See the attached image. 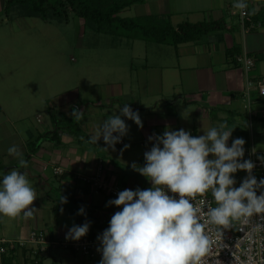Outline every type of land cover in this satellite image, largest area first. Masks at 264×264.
<instances>
[{
	"label": "crops",
	"instance_id": "1",
	"mask_svg": "<svg viewBox=\"0 0 264 264\" xmlns=\"http://www.w3.org/2000/svg\"><path fill=\"white\" fill-rule=\"evenodd\" d=\"M5 2L0 0L1 14ZM236 2L147 0L141 5L132 6L137 7L135 15L123 17L122 14L130 13L132 7L127 8L121 17L166 16L171 18L174 27L183 23L223 20L228 28L205 36L200 41L179 45L176 49L166 48L165 45L152 50L147 47L144 58L142 54L138 55V60L142 61L141 67L123 62L122 71H119L118 63L111 64L115 67L109 68L110 71L123 72L115 78L114 83L93 85L98 91L93 97L88 96L83 100L84 104H88L86 107L81 99L66 98L65 95L60 102H56L57 107L53 109L51 117L40 122V128L35 124L33 129H27V139L23 137V129L19 128L22 120L19 121L16 114L12 116L9 110L0 106V128L4 124L10 125L19 142L16 147L20 149L23 158L27 155L30 157L27 169L19 168L16 163L14 166L17 167L14 168L29 173V182L37 197L33 203L36 211L29 218L23 214L14 219L0 215V240L26 239L33 231H47L52 240L72 242L75 240L66 239L69 228L74 224L90 222L87 235L79 240L98 241V235L109 226L111 216L120 209L107 205L112 199L107 193L83 187L74 180V176L94 175L99 161L104 160L105 176L111 186L132 190L150 188L149 181L134 171L131 165H144V152L152 147L148 137L153 133L161 135L166 128H183L193 136H198L212 127L227 123L229 127L235 128L229 146L233 139L243 138L244 159L251 147L264 156V97L256 86L259 81L264 83V22H259L262 24L260 29L243 31L238 9L233 7ZM247 3L252 15L264 14V0H247ZM116 43H113L116 51H122L123 48H131V52L136 50L130 40ZM235 47L238 48L237 54L228 59L227 53ZM245 54L256 61V67L249 77L236 62L237 57ZM251 83L252 86L249 85ZM125 104H129L133 111H138L143 128L122 117L129 126L122 145L116 144L113 150L105 144L103 138L97 143L90 142V137L103 122L110 115L119 114ZM77 108V111L82 112L79 120L82 137L71 135L63 129L59 131L58 144L48 139L37 153L30 151L27 143L37 142L42 135L57 131L52 119L54 113L70 117L71 112ZM7 143L0 139V156H10L8 149H4ZM125 145L129 147L125 148ZM55 167L64 169L66 174L55 177ZM246 175V172L238 171L235 174L236 185L239 186ZM54 191L57 192L56 200L58 196H69L67 202L62 203L58 218L54 216ZM81 207L84 208L82 215L78 214ZM100 260L101 257L91 260L70 251L52 248L43 258L42 264H99ZM0 264L28 263L23 254L19 253L12 258L0 257Z\"/></svg>",
	"mask_w": 264,
	"mask_h": 264
},
{
	"label": "clouds",
	"instance_id": "2",
	"mask_svg": "<svg viewBox=\"0 0 264 264\" xmlns=\"http://www.w3.org/2000/svg\"><path fill=\"white\" fill-rule=\"evenodd\" d=\"M233 7L244 10L247 4L237 0ZM118 113L103 122L90 142L103 138L115 150L129 131L122 117L143 128L138 111L129 104ZM72 115L80 119L82 112ZM234 129L221 123L198 136L183 128H166L161 135L149 136L152 147L144 152V165L133 163L131 167L151 187L124 189L107 202L121 210L111 216L109 226L97 237L99 264H202L210 244L206 223L227 228L234 221L247 222L254 215H264V178L258 180L253 175L255 163L244 159L243 138L233 139L229 146ZM8 154L19 159V168L27 169L19 148L11 146ZM258 159L264 164V157ZM238 171L247 175L237 187ZM209 192L216 206L202 211L194 202ZM36 198L27 171L13 168L3 175L0 215L14 219L23 214L29 218L36 211ZM61 202L66 203V198ZM78 214H84L83 207ZM89 227L90 222L74 224L66 239L79 240L87 235Z\"/></svg>",
	"mask_w": 264,
	"mask_h": 264
},
{
	"label": "rangeland",
	"instance_id": "3",
	"mask_svg": "<svg viewBox=\"0 0 264 264\" xmlns=\"http://www.w3.org/2000/svg\"><path fill=\"white\" fill-rule=\"evenodd\" d=\"M5 1L3 13H0V106L9 110L12 116L16 114L19 121L22 120L19 128L23 129L25 138H28L27 129H33L35 124L40 128V122L51 117L53 109L56 110V102H60L65 95L66 98L81 99L86 107L88 104H84L83 100L88 96L93 97L98 91L93 85L114 83L115 78L123 72L110 71L109 68L115 67L111 64L118 63L119 71H122L123 62L141 67L139 54L144 58L147 47L152 50L163 46L130 40L136 50L131 52V48H123L122 51H116L113 43L129 40H115L86 29L84 23L71 13L69 21L44 22L39 18H24L23 10L17 8L10 12ZM53 2L55 0H50V3ZM136 8L132 7L130 13L124 12L122 16L135 15ZM165 46L176 49L174 46ZM130 67H127L128 71ZM80 119L68 123L59 118L58 122L63 127L70 124L73 130L82 133ZM1 127L0 139L9 142L4 149L18 146L19 142L10 125ZM23 159L27 163L25 156ZM15 163L19 166L16 157L0 156V165H6L0 168L17 167ZM4 174L6 172L0 170V179ZM56 194L55 191L52 193L53 199Z\"/></svg>",
	"mask_w": 264,
	"mask_h": 264
},
{
	"label": "built area",
	"instance_id": "4",
	"mask_svg": "<svg viewBox=\"0 0 264 264\" xmlns=\"http://www.w3.org/2000/svg\"><path fill=\"white\" fill-rule=\"evenodd\" d=\"M245 2L247 8L238 10L242 30L252 32L260 29L262 24L252 22V14L249 11L247 0ZM236 62L242 67L247 77L256 67L255 59L247 54L237 57ZM249 85L252 86V83ZM256 86L264 97V83L259 81ZM118 144L122 145L123 142L121 141ZM258 157L264 156L252 147L247 150L246 159H251L255 163L256 167L253 170V175L259 180L264 178V164L261 163ZM104 164V160H100L98 170L94 175L74 176V180L83 187L91 188L96 192L107 193L112 199H115L118 192L124 189L109 184L105 176ZM65 174V170L62 168L55 167L53 169L54 176L62 177ZM235 186L238 187V185ZM257 194L259 195V192ZM194 203L202 211H206L210 206H216L210 194L205 197L198 196ZM202 222H205L204 217H202ZM205 233L209 236L210 244L207 254L202 258V264H264V215H254L247 222L234 221L227 228L206 223ZM99 247L100 242L96 240L84 239L59 242L52 240L47 231H33L26 239H1L0 257L12 258L20 253L26 258L28 264H42L43 258L47 256L50 249L60 248L95 260L101 257V253L97 251ZM24 253H26V256Z\"/></svg>",
	"mask_w": 264,
	"mask_h": 264
},
{
	"label": "trees",
	"instance_id": "5",
	"mask_svg": "<svg viewBox=\"0 0 264 264\" xmlns=\"http://www.w3.org/2000/svg\"><path fill=\"white\" fill-rule=\"evenodd\" d=\"M54 1V0H53ZM147 0H7V8L10 12L17 8L23 10L24 18H39L44 22L69 21V16L73 14L80 19L86 29H90L97 34H105L113 38L128 39L133 41H144L158 45H168L178 47L182 44L194 43L203 37L224 31L228 28L225 21H210L197 24L183 23L174 27L170 17L166 16H145L135 18H123L121 14L127 9L137 4L145 3ZM7 10V9H6ZM71 13V14H70ZM10 15V13L8 14ZM252 22H264V14H253ZM238 48H234L227 53L228 59L237 54ZM74 111L71 112L73 114ZM73 122L76 116L66 117L63 114L54 113L52 119L56 125V132L42 135L37 143L28 145L30 151L37 153L44 141L50 139L59 143V131L65 130L71 135L82 137L80 132L73 130L70 124L60 126L58 119ZM78 130V129H77ZM41 142L40 145H37ZM26 160L30 157L27 155ZM13 169V168H11ZM10 169V170H11ZM57 177V176H55ZM0 179V182H2ZM211 195V194H210ZM62 198L69 199V196L57 198L54 207V216L58 218L63 204ZM26 256V253H24Z\"/></svg>",
	"mask_w": 264,
	"mask_h": 264
},
{
	"label": "water",
	"instance_id": "6",
	"mask_svg": "<svg viewBox=\"0 0 264 264\" xmlns=\"http://www.w3.org/2000/svg\"><path fill=\"white\" fill-rule=\"evenodd\" d=\"M0 170H1V171H5V172L9 171L8 168H4V169H3V168H0Z\"/></svg>",
	"mask_w": 264,
	"mask_h": 264
}]
</instances>
